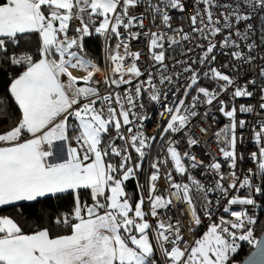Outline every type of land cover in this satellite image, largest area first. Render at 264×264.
I'll return each instance as SVG.
<instances>
[{
  "label": "snow or ice",
  "instance_id": "snow-or-ice-1",
  "mask_svg": "<svg viewBox=\"0 0 264 264\" xmlns=\"http://www.w3.org/2000/svg\"><path fill=\"white\" fill-rule=\"evenodd\" d=\"M188 7L194 14L187 15ZM174 11L184 13L176 20L189 22V33L182 26L175 29L180 40L162 30L172 29ZM145 19L156 25L155 31H145ZM142 32L149 49L143 70L136 63L142 53L130 47ZM94 36L106 43L118 41L106 48L111 74L86 58V41ZM181 40H195L203 51L191 63L175 62L186 65L178 71L188 75L180 85V98L175 99L174 87L173 106L165 105L161 113L167 114L168 122L160 134L165 144L157 155L162 150L165 158L152 160L157 137L145 134L146 117L133 110L143 108L139 100L145 93L151 101L161 102L162 95L168 99V92L162 93L153 81L158 74L160 85L174 83L165 41L175 45ZM218 49L226 50L228 60L214 67ZM129 59L132 63L125 66ZM230 63L231 76L220 70ZM4 64L19 72L11 81L0 82V125L10 123L16 109L19 117L0 132V208L53 198H70L73 203L48 226L28 231L23 221L0 215V264H237L240 242L256 249L244 264H264V237L257 238L258 218L249 211V206L261 207L257 196L264 197V0H0V65ZM149 64L160 67L153 72ZM201 67L207 70L201 72ZM70 69L86 75L73 76ZM241 70L245 77L253 75L241 82ZM201 75L218 88L202 86ZM129 76L145 79L126 95L107 90L131 85ZM256 97L255 104L236 103ZM214 102L229 123L213 134L223 163L212 154L206 167L214 176L205 184L192 174L204 161L191 149L201 145L210 126H199L198 135L193 121L199 117L206 122L209 113L199 108ZM241 114H255L258 120L251 124ZM247 128L257 148L248 159L256 162L257 170L241 175L237 162L244 155L238 145H243L241 130ZM117 139L124 143L118 145ZM54 143L59 145L55 152ZM145 160L151 168L147 201L145 186L139 183ZM169 164L187 182H177ZM130 179L141 193L135 204L126 190ZM162 180L167 181L163 189L158 187ZM171 190L182 204L192 206V231L202 224L194 201H202L209 225L200 238L186 240L179 219L173 223L170 215H162L175 208ZM216 193L214 202L210 194ZM221 206L222 213L213 220V208ZM149 217L157 223H150ZM158 252L164 260H158Z\"/></svg>",
  "mask_w": 264,
  "mask_h": 264
},
{
  "label": "built area",
  "instance_id": "built-area-1",
  "mask_svg": "<svg viewBox=\"0 0 264 264\" xmlns=\"http://www.w3.org/2000/svg\"><path fill=\"white\" fill-rule=\"evenodd\" d=\"M191 2H192V0H189V3H191ZM194 11H195V9L192 7H188L186 9V13L189 16L194 14ZM172 15L174 17L173 22H172V29L163 28L162 30L164 31V33L167 36L175 37L176 39L180 40V35L175 31V29L182 26L184 33H189L190 32L189 22L187 19H183V20H176L175 19V17H177V16H183L184 13H179V12L174 11L172 13ZM144 24H145V31H155L156 30V25L150 24L148 19H145ZM138 30L139 29H133V31H138ZM191 35L193 37H195L196 33H191ZM108 43H109V41L107 43L104 42V68L103 69H105L106 71L109 72V74H111L110 69L108 68V65L106 63V61H107L106 48L108 47ZM196 43H197V41H195V40H190V41L181 40L180 44L169 45L167 43V41H165V48L167 49L166 55L169 56V59L167 60V64L169 65L168 74H172L174 76V83L172 85H169L167 83L164 85H160L158 74L155 76L153 82L156 83L157 86L161 88L162 93L165 91L168 92V99H164V97L162 95L161 102L151 101L149 99V94L145 93L144 95H142L140 97V100H139V103L143 104V108L138 107V108L133 110V111L139 112L142 116L146 117V119H144L142 121L143 126H144L143 130H144L145 134L148 136H156L157 137L156 141L153 142L155 147L153 150H151L152 160H155L157 158H159V159L165 158L162 150L160 151L159 156L157 155L158 150L161 149V145L165 144V140L160 139V134L162 133L163 128L166 126V124L168 122L167 114L161 115V113L165 112V105L173 106L172 105V100H173L172 89L174 87H175L176 93H177L175 99L178 100L180 98V95L183 92V88H181L180 85L183 84L184 82H186L187 75H188L187 73H179V71H178V69H181V68L185 67L186 65H184V64L175 65V62H176V60H187L188 63H191V61L198 59L199 55L202 53L203 50L200 48H197L195 46ZM203 43H207V41H203ZM147 44H148V41H147V38L144 36L143 32L141 33V38L139 40H132L130 42L131 50L140 51L142 53L140 60L136 62L137 66L141 67L142 70L144 68V65L149 62V49L147 47ZM181 49H183V51H181ZM189 49H191V51H188ZM225 51L226 50H224V49H218L217 50V53H216L217 62L211 66L216 67L219 64L228 60V57L226 55H224ZM257 54L260 55L259 52ZM131 63H132V61L130 59L126 60L125 66H128ZM173 65H175V67H173ZM149 67L152 69L153 72H157V69H159L160 66L154 65V64H149ZM244 67L247 68V65H245ZM206 70H207V68H205V67L200 68L201 72L206 71ZM220 70L223 71L225 74H228L230 76L233 75L231 63L229 64V67L221 68ZM252 75H253V73H249V75L247 77H245L243 75V70H241L240 81L243 82V80L250 78ZM128 78L132 79V81H133V83L131 85H122L120 88H116L115 86H112L111 89H107V86H103V87L109 91H116V92H120L121 95H126L129 91V89H133V86L136 83L144 80L145 76H142L140 78H134V77L129 76ZM98 79L103 80L104 77L99 76ZM200 80H201L202 86H208L210 88V90H216L218 88V84L210 82V80L208 78H205L202 75L200 76ZM97 87H101V85H98ZM144 87L147 88L148 86L144 85ZM105 94H106V92H105ZM226 95H222L221 99H225ZM256 99H258V97L253 98V100H251V101H248L244 98H239L236 101V103L255 104ZM217 107H218V105L215 102L211 106L206 105V104L201 105V107L199 108V111L200 112L208 111L209 118L206 122L201 121L199 119V117H197L193 121V123L197 125L195 131L197 132L198 135H199V126H201V125L210 126V130H209L208 134L203 137L201 145L191 149L193 154L197 155L199 159L204 161V166L198 167L196 170H192V174L197 179H200L205 184H209L210 181L213 179V176H214V173L206 167V165H208L212 161V159L214 158L212 154H215V159L220 160L223 163L222 158L219 156V150L217 147L216 138L213 134H214V132L219 131L221 128L226 126L229 123V121L226 117H224L222 115V113H220L219 111L216 110ZM261 115L264 116V113H261ZM241 118L249 121L251 124H255L258 120V117L255 114H241ZM130 119L135 120L136 117L130 116ZM127 127H131V125L125 126V129ZM133 131H135V129H133ZM241 131H243V133H244L245 141H244L243 145H238V151L243 153L244 159L237 162V172L239 174L243 175V174H246L249 169H252L253 171L257 170L256 162H253L252 160L248 159V157H250L252 152L257 151V148L254 145V136H253L251 128H247V129H244ZM173 138L174 137H167V139H173ZM123 143L124 142L122 141V144ZM179 147L181 149H183L185 146L183 143H181L179 145ZM130 151L133 153V156L135 159L134 149H130ZM147 166H148V168H147V172H148L149 167H150V161L149 160H147ZM223 171L226 173L229 171L226 164H225V167L223 168ZM174 176L176 177L177 182H181V183L187 182L183 177H181L177 173H174ZM216 178H218V177H216ZM255 182L257 184L260 183L259 179H257ZM139 183L143 184L145 186L142 194H143L145 200L147 201V197H148L147 182L144 184V182L142 181V178H141V174L139 175ZM158 187H160L161 189L166 188L167 187V181L166 180L160 181L158 184ZM232 191L234 192L235 190H232ZM171 192H172V198L174 200L175 208H174V210H170L166 214L163 213V211L161 210L162 215H166V216L170 215L173 223H175L176 220L179 219L180 227L182 229V233L185 235L186 240L191 241V240L200 238L203 235V233L207 230V227L209 225L208 218L203 215L202 201L199 199L194 201L196 209L201 215L202 224L198 228H196L194 231H192L189 228V225L192 223V217H191V213L193 211L192 206L188 205V204H182L179 200V197L176 195L175 190H171ZM139 194L141 195L140 192H139ZM164 194L167 195L168 193H164ZM243 194H244L243 191H241L240 195H243ZM230 195H231V193H230ZM218 196H219L218 193L210 194V198L213 199L214 202ZM256 199L258 201V204L261 207L259 209H256V210H252L249 206V211H250V214L252 212H255V215L258 218V223L254 226V229H255L257 238H259L257 231L259 229V223H260V219H261V215H262V202H261L262 197L257 196ZM222 204H226V201H222ZM239 208H240V206H233V210L238 211ZM181 209H184V211H181ZM144 210L145 211L148 210V204L147 203L144 206ZM213 212H215V215L213 216V220H217L218 216L222 213V206L221 207H214ZM223 215L226 218H228L227 213H224ZM232 219H235V218L232 217ZM149 221L153 225H155L157 223V221L155 219H152L151 217H149ZM240 243H241V248L246 247L248 249H254L253 246L247 244L246 242H240ZM157 258H158V260H164V257L159 252L157 253Z\"/></svg>",
  "mask_w": 264,
  "mask_h": 264
},
{
  "label": "trees",
  "instance_id": "trees-1",
  "mask_svg": "<svg viewBox=\"0 0 264 264\" xmlns=\"http://www.w3.org/2000/svg\"><path fill=\"white\" fill-rule=\"evenodd\" d=\"M35 35V34H34ZM104 38L99 36H94L86 41L85 49L87 53L86 58H91L94 62L98 63L102 68H104ZM118 41L115 38L109 40L108 46H114ZM19 69L15 71L10 68L7 64L0 65V82H8L15 78L18 74ZM10 95V94H9ZM13 102V101H12ZM15 114V113H14ZM13 120V119H12ZM12 120L10 123H5L0 125V129L9 128L13 125ZM116 143L122 144V141L117 139ZM118 159V158H116ZM168 159H170L168 157ZM115 162V160H113ZM168 170L174 171V165L169 164L166 165ZM147 160L143 162V167L141 170V178L144 184L147 182L146 176L151 171L147 172ZM127 188L126 190L132 197V203L135 204L139 197V191L136 188V182L132 179L126 182ZM91 202L90 200L88 201ZM262 202V218L260 219L259 229L257 231L258 236L262 234L264 231V197L261 199ZM72 200L64 199V200H56L49 199L43 200L39 202L33 203H23L22 206H8L0 209V215H6L16 219L17 221H23L25 231L30 229H35L37 227H45L48 226L49 221L52 217L59 213L67 212L72 207ZM253 249H248L243 247L239 250V253L234 257V260L237 264H242V262L248 257V255L252 252Z\"/></svg>",
  "mask_w": 264,
  "mask_h": 264
},
{
  "label": "crops",
  "instance_id": "crops-1",
  "mask_svg": "<svg viewBox=\"0 0 264 264\" xmlns=\"http://www.w3.org/2000/svg\"><path fill=\"white\" fill-rule=\"evenodd\" d=\"M70 71L72 72L73 76H76V77H83V76L86 75V73L83 70H80V69H70ZM62 79L66 80L67 78L66 77H62ZM80 86H86V85L81 83ZM12 105H13V108L15 109L16 106H15L14 101L12 102ZM14 116H15V118H13V120H12L13 125L17 122L18 117H19L18 109H16ZM6 130H8V129L7 128L6 129L2 128V129H0V132L6 131ZM58 146L59 145L57 143H54L52 145V150L55 152L57 150ZM73 146H75V145L73 144ZM60 155H62V153ZM6 207H8V206H6Z\"/></svg>",
  "mask_w": 264,
  "mask_h": 264
},
{
  "label": "water",
  "instance_id": "water-1",
  "mask_svg": "<svg viewBox=\"0 0 264 264\" xmlns=\"http://www.w3.org/2000/svg\"><path fill=\"white\" fill-rule=\"evenodd\" d=\"M261 237H264V231L262 232V234L260 235L259 238H261ZM254 252H256V249H255V248H254V249L252 250V252L248 255V257L242 262V264H244L245 261L249 260V259L252 257V254H253Z\"/></svg>",
  "mask_w": 264,
  "mask_h": 264
},
{
  "label": "flooded vegetation",
  "instance_id": "flooded-vegetation-1",
  "mask_svg": "<svg viewBox=\"0 0 264 264\" xmlns=\"http://www.w3.org/2000/svg\"><path fill=\"white\" fill-rule=\"evenodd\" d=\"M261 218H262V215H261Z\"/></svg>",
  "mask_w": 264,
  "mask_h": 264
}]
</instances>
